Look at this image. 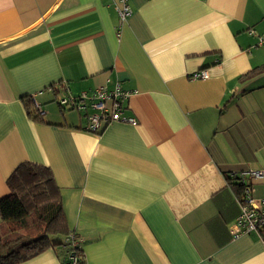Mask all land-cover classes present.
Here are the masks:
<instances>
[{
	"label": "crops",
	"instance_id": "obj_1",
	"mask_svg": "<svg viewBox=\"0 0 264 264\" xmlns=\"http://www.w3.org/2000/svg\"><path fill=\"white\" fill-rule=\"evenodd\" d=\"M130 6L119 26L108 0H0V199L19 163L43 164L84 264H264V240L229 232L240 208L226 179L264 169V71L248 74L264 63V0ZM107 78L137 123L88 132L57 100ZM68 252L64 240L19 264Z\"/></svg>",
	"mask_w": 264,
	"mask_h": 264
},
{
	"label": "trees",
	"instance_id": "obj_2",
	"mask_svg": "<svg viewBox=\"0 0 264 264\" xmlns=\"http://www.w3.org/2000/svg\"><path fill=\"white\" fill-rule=\"evenodd\" d=\"M264 71V63L248 74ZM43 116V115H42ZM37 113L33 119L42 120ZM238 198L244 186L236 178L226 177ZM8 194L0 199V264H19L78 235L69 229L63 211L60 190L48 166L21 162L6 180ZM57 239V240H56ZM77 264H84L82 249L75 250Z\"/></svg>",
	"mask_w": 264,
	"mask_h": 264
},
{
	"label": "built area",
	"instance_id": "obj_3",
	"mask_svg": "<svg viewBox=\"0 0 264 264\" xmlns=\"http://www.w3.org/2000/svg\"><path fill=\"white\" fill-rule=\"evenodd\" d=\"M108 1L117 13L119 26H122L131 13L130 0ZM119 34L120 31L117 32V36ZM256 46H264V34L257 36ZM189 77L206 79L208 72L206 70L195 71ZM128 96L129 92L122 88L119 81L107 78L102 85H98L91 91H83L78 95L61 96L57 103L64 110L71 109L83 113L87 119L84 130L99 133L109 124L117 121L136 125L137 121L133 116L123 115V111L126 110L124 103ZM31 100L36 113L42 116L44 111L33 96ZM236 177L244 188L241 197L237 199L240 212L229 227V232L234 238L241 234H254L264 240V194L257 198L253 196V183L264 178V169L240 171ZM68 242L70 250L65 264H77L74 251L81 248L82 239L70 236Z\"/></svg>",
	"mask_w": 264,
	"mask_h": 264
},
{
	"label": "rangeland",
	"instance_id": "obj_4",
	"mask_svg": "<svg viewBox=\"0 0 264 264\" xmlns=\"http://www.w3.org/2000/svg\"><path fill=\"white\" fill-rule=\"evenodd\" d=\"M264 75V74H263ZM259 79L263 80L264 79V76L263 77H259ZM264 92V91H263ZM259 93H262V92H259ZM258 93V94H259ZM57 240V239H56Z\"/></svg>",
	"mask_w": 264,
	"mask_h": 264
}]
</instances>
